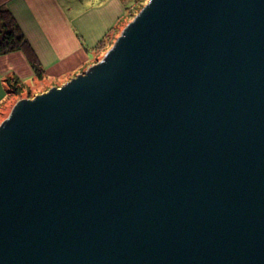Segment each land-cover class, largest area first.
<instances>
[{"label": "water", "instance_id": "95a60500", "mask_svg": "<svg viewBox=\"0 0 264 264\" xmlns=\"http://www.w3.org/2000/svg\"><path fill=\"white\" fill-rule=\"evenodd\" d=\"M0 264H264V0H149L20 100Z\"/></svg>", "mask_w": 264, "mask_h": 264}, {"label": "crops", "instance_id": "0c3cea01", "mask_svg": "<svg viewBox=\"0 0 264 264\" xmlns=\"http://www.w3.org/2000/svg\"><path fill=\"white\" fill-rule=\"evenodd\" d=\"M134 1L0 0V6L16 17L45 67L48 85L70 79L94 64L92 49ZM11 74L38 82L23 51L0 56V102L7 96L5 78Z\"/></svg>", "mask_w": 264, "mask_h": 264}, {"label": "trees", "instance_id": "16d2710c", "mask_svg": "<svg viewBox=\"0 0 264 264\" xmlns=\"http://www.w3.org/2000/svg\"><path fill=\"white\" fill-rule=\"evenodd\" d=\"M144 1L145 0H135L133 4L129 5L125 14L119 18L115 26L112 27L95 45V47L92 49L93 55L96 56V60L94 61L95 63L105 56L106 52L114 45L116 39L121 35L122 31L119 29L120 26L125 22V16L134 15L135 17V15L144 8ZM135 8H138L139 11L133 14ZM14 51H23L25 53L30 65L34 70L35 78L38 82L36 84L29 83L15 74L8 75L5 78L7 96L5 100L0 102V107H2L6 100L11 96H21L25 92L29 93V90L32 88V86H45L47 77L45 68L37 52L32 48L16 17L9 8L2 6L0 7V55ZM73 76H70L69 78H72ZM43 92L44 91L41 93Z\"/></svg>", "mask_w": 264, "mask_h": 264}, {"label": "rangeland", "instance_id": "374dc122", "mask_svg": "<svg viewBox=\"0 0 264 264\" xmlns=\"http://www.w3.org/2000/svg\"><path fill=\"white\" fill-rule=\"evenodd\" d=\"M148 1L149 0H145L143 3H145V5H146L148 3ZM138 11H139L138 8H135L133 14L137 13ZM139 13H140V11L136 15H138ZM133 17H134V15L133 16L132 15L125 16V22L120 26L119 30L123 31L124 28L135 18V17L134 18ZM86 69H87V67L85 68V70ZM66 80L68 81L69 79H67V78L65 80L62 79L61 81H58V84L53 82V83H47L48 85H45V86L44 85H39V86L35 85V86H32V88L29 90V93L25 92L21 96H11L9 99L6 100L4 105L2 107H0V126L2 125V123L6 119L9 118V116L13 112L14 107L18 104V102L20 100L33 98L34 96L37 95V93L40 94L42 91L47 92L48 90H50L54 86H61L65 82H67Z\"/></svg>", "mask_w": 264, "mask_h": 264}, {"label": "bare ground", "instance_id": "6f19581e", "mask_svg": "<svg viewBox=\"0 0 264 264\" xmlns=\"http://www.w3.org/2000/svg\"><path fill=\"white\" fill-rule=\"evenodd\" d=\"M0 7H2V6H0ZM31 44V43H30ZM31 46H32V48L34 49V47H33V45L31 44ZM12 53V52H11ZM7 54H9V53H7ZM4 55H6V54H4ZM0 56H2V55H0ZM45 68V67H44ZM46 71V70H45Z\"/></svg>", "mask_w": 264, "mask_h": 264}]
</instances>
